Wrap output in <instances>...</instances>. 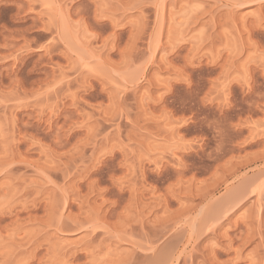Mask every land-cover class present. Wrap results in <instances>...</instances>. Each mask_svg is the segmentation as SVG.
Here are the masks:
<instances>
[{"label":"rangeland","instance_id":"1","mask_svg":"<svg viewBox=\"0 0 264 264\" xmlns=\"http://www.w3.org/2000/svg\"><path fill=\"white\" fill-rule=\"evenodd\" d=\"M264 264V0H0V264Z\"/></svg>","mask_w":264,"mask_h":264},{"label":"bare ground","instance_id":"2","mask_svg":"<svg viewBox=\"0 0 264 264\" xmlns=\"http://www.w3.org/2000/svg\"><path fill=\"white\" fill-rule=\"evenodd\" d=\"M177 264V263H176Z\"/></svg>","mask_w":264,"mask_h":264}]
</instances>
